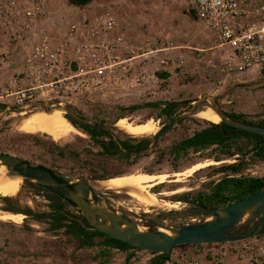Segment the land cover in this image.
Here are the masks:
<instances>
[{
    "label": "rangeland",
    "instance_id": "obj_1",
    "mask_svg": "<svg viewBox=\"0 0 264 264\" xmlns=\"http://www.w3.org/2000/svg\"><path fill=\"white\" fill-rule=\"evenodd\" d=\"M37 1L43 8V15L39 16L32 29L42 19H48L50 16L56 18L44 23L41 27L42 35L51 33L62 39L72 23L95 20L109 13L118 23L115 32L123 34L130 49L134 50L132 55L136 58L130 64L136 67L137 75L140 76L141 71L146 75L139 83L130 80L122 85L113 84L95 89L79 98L57 99L69 103V111H78L87 120L104 122L105 126L112 128L114 135L134 137L118 127L117 123L122 118L133 123L154 120L159 124V128L167 121V115L161 112L162 106L132 109L134 105L175 101L179 104L178 109L182 111L188 108L189 102L204 95L216 96L227 112L244 113L249 116L248 119L256 121L264 118L263 67H253L243 73L223 71L221 64L232 55V51L228 46L222 47L217 33L191 12L189 0H93L86 6L72 5L69 0ZM9 7L12 10L19 9L15 18L8 14ZM31 7V0H0V94L8 88L18 89L21 83H13L14 77L21 74L27 55L42 36L36 40L28 39V44L25 42L26 46L23 47L26 49L25 53L22 47L14 48L16 43L26 41L27 36L31 34L23 30L26 19L24 11ZM11 28L21 34V37L14 39V30ZM152 50L154 51L151 52ZM163 58L175 61L170 63L167 77L158 75V72L164 70L160 63ZM178 58H182L185 64L179 66ZM13 98L0 97V103L6 105L0 108V152L51 165L91 182L94 181L95 174L102 172L169 173L171 177L167 181L152 188L156 193H167L160 195L164 202L159 206L146 208L125 191L101 190L113 206L144 220L146 224L181 225L203 220L206 215L201 212L183 213V210L193 208L196 204L176 200L175 196L186 192L196 194L202 190L209 191L207 184L221 177L214 168L237 162L240 158L238 155L225 156L219 161L217 156L220 149L211 147L201 153L190 150L176 170L168 167L167 162L159 170H155L152 158L157 151H168L172 144L191 136L195 130L208 126L209 123H216L203 119L197 115L198 112H194L178 121L161 139L155 150L140 157L138 164L136 159L128 161L133 165L114 171L121 166L103 155L102 148L94 144L88 134L83 137L71 133L62 142H57L44 132L31 133L20 130L18 126L24 116L17 114L14 107L19 106L14 103ZM39 100L50 99H43V95H40L23 110H28ZM207 107L208 104L201 105L199 110ZM59 109H63L65 116L69 114L64 108ZM38 110L43 109L32 111ZM11 114L15 116L11 117ZM75 127L86 134L79 127ZM60 148L64 149L63 155L59 152ZM72 151H76L78 156L70 154ZM208 160L211 162L208 166L193 172L189 170L195 164ZM177 172H184L183 175L186 176H182V179L185 183L175 182L177 178L173 175ZM245 174L263 176L264 160L251 162ZM182 186L184 189L179 190ZM13 197L17 206L22 209L31 208L36 214L52 212L50 201L43 195V191L28 182L23 181L21 190ZM4 206H7V203L0 200L1 211H4L1 209ZM66 210L77 214L70 207H66ZM10 213L18 214L11 211ZM51 222L49 217L36 220L26 214L19 221L0 219V261L3 264H100V259L95 257L100 247L77 249V240L65 233L64 229L53 230ZM256 237L224 244H228V251L232 252L235 245L241 247L245 241L253 242ZM204 245L209 249L219 246ZM112 252V258L107 264H149L154 255L140 249H112ZM130 253L133 256L127 262ZM249 263L256 264L252 259Z\"/></svg>",
    "mask_w": 264,
    "mask_h": 264
},
{
    "label": "built area",
    "instance_id": "obj_2",
    "mask_svg": "<svg viewBox=\"0 0 264 264\" xmlns=\"http://www.w3.org/2000/svg\"><path fill=\"white\" fill-rule=\"evenodd\" d=\"M31 2L32 7L24 11L26 32L43 15L41 4L37 0ZM189 5L217 33L220 45L231 49L232 55L221 64L223 71L243 73L264 66V0H189ZM7 11L15 18L19 9L9 7ZM117 26L115 17L106 13L95 20L72 23L62 39L51 33L43 34L27 55L21 74L14 77L13 83H21L18 89L8 88L0 97L13 96L14 103L22 107L40 95L56 101L63 97L79 98L95 89L130 80L139 83L146 75L143 71L137 75L136 67L130 64L136 58L132 55L134 50L123 34L115 32ZM12 37L16 39L21 34L14 30ZM178 61L179 66L185 64L182 58ZM171 62L175 61L160 60L165 71H169ZM252 243L235 245L233 251L251 253L254 263L264 264V242ZM216 244L219 246L206 252L213 264H220L230 253L229 246ZM186 263L199 264V260L187 259Z\"/></svg>",
    "mask_w": 264,
    "mask_h": 264
},
{
    "label": "water",
    "instance_id": "obj_3",
    "mask_svg": "<svg viewBox=\"0 0 264 264\" xmlns=\"http://www.w3.org/2000/svg\"><path fill=\"white\" fill-rule=\"evenodd\" d=\"M206 104L221 117V121L264 136L263 126L234 119L224 110L216 96L204 95L189 102L190 107L173 116L174 109L168 121L152 135V141L147 146L138 151H130L118 141L120 149L131 155L151 151L158 139L181 117L198 112L199 107ZM67 105V102L59 101L52 109L62 107L69 112ZM2 170L7 176L21 177L24 182L40 188L43 193L60 198L65 208L70 207L77 212L79 216L76 219L88 230L105 233L152 254L170 252L176 246L185 244L243 241L264 232V188L256 194L220 207L209 208L196 204L193 208L183 210L186 214L201 212L206 215L198 222L181 225L146 224L144 220L113 206L94 182L60 168L0 152V172Z\"/></svg>",
    "mask_w": 264,
    "mask_h": 264
},
{
    "label": "trees",
    "instance_id": "obj_4",
    "mask_svg": "<svg viewBox=\"0 0 264 264\" xmlns=\"http://www.w3.org/2000/svg\"><path fill=\"white\" fill-rule=\"evenodd\" d=\"M92 1L93 0H69V2L75 6H86ZM191 12L195 14L194 10H191ZM158 75L161 77H167L169 76V73L163 70L158 72ZM177 105L178 102L175 101L148 102L143 105H134L132 106V109L150 106L159 108L162 106L161 112L168 116L173 112ZM5 106V104L0 103V108ZM228 114L234 119L264 127V118L256 121L248 119L249 116L244 113L231 111L228 112ZM66 117L75 126L82 127L88 133L92 134L95 140L104 133L98 129L95 130V128L91 129L90 125H78L69 115ZM131 140H133L134 143H130L129 148L135 150L136 148L142 147L148 143L147 138L144 137H133ZM214 144H216L218 149H220V154L217 156V160L220 161L224 159L225 156L233 157L236 155L240 156L239 160L237 162L226 163L214 168L215 172L221 174V177L219 180L207 184L210 188L209 191L202 190L196 194L186 192L175 196L176 200L193 204H201L209 208H216L231 203L235 200L256 194L264 188V175L254 176L245 174V171L251 162L264 160V136L261 134L246 132L239 128H235L224 121L219 123H209L208 126H204L203 128L195 130L193 135L183 139L172 149V151L181 152L183 150L185 153H188L189 150H205ZM113 146H116L114 142H112L111 145L103 144L102 152L104 154L120 152L118 147L111 149ZM59 152L61 155H63L64 149L60 148ZM70 154L78 156L76 151H72ZM124 155L129 157L128 154L124 153ZM117 175H121L120 172L100 173L95 174L94 177L106 179ZM33 187L38 188L34 185ZM43 195L50 201L49 205L52 208V212L36 214L31 208L22 209L17 206L18 204L15 203L16 200L13 196H0V200L7 203V206L2 207L1 209L14 213H24L26 215L33 216L36 220H42L46 217L51 218L52 222L50 224L52 229H64L65 233L77 240V249L100 247L95 256L96 258L100 259V264H107L109 262L113 255L112 249H119L122 251L138 249L105 233L88 230L84 224L76 219L79 216L78 214H71L66 210L64 203L60 198L46 192L43 193ZM263 234L264 232L258 236ZM195 245L203 246L204 244ZM172 251L166 253L153 252L154 255L150 259L149 264H166L172 258ZM132 256L133 254L130 253L127 256L126 261L129 262ZM0 264L3 263L0 261Z\"/></svg>",
    "mask_w": 264,
    "mask_h": 264
},
{
    "label": "bare ground",
    "instance_id": "obj_5",
    "mask_svg": "<svg viewBox=\"0 0 264 264\" xmlns=\"http://www.w3.org/2000/svg\"><path fill=\"white\" fill-rule=\"evenodd\" d=\"M27 112L22 113L24 119L20 122V125L18 126V128L22 131L31 133L44 132L50 135L57 142H62L67 138V136H70L71 133L78 132L76 127H74V125L64 115L63 109L61 110L57 108L48 111L38 110L31 111V113ZM197 115L203 119H207L216 123L221 122V117L210 107L199 110ZM117 125L121 129L125 130L128 134H131L136 137L150 136L159 130V124L156 123V121L154 120L133 123L128 121L126 118H122L119 120ZM210 163L211 162L209 160L201 163L199 162L189 170L193 172L199 168L208 166ZM183 174L184 172L174 173L173 177L177 178L175 182H184L182 176L186 175ZM170 177L171 175L169 173L152 174L145 172H132L112 176L106 179H99L94 183L96 188L102 190V192L103 189L115 190L118 192L125 191L134 198H136L138 202H140L146 208H149L156 205L159 206V204H162V202H164L163 199L160 198V195L167 193H156L152 190V188H155L157 184H161L167 181ZM22 182L23 180L21 177L19 178L7 176L2 170V172H0V195L15 196L21 190ZM182 189H184V187L179 188V190ZM168 202H170V200ZM23 215L19 213L12 214L10 212L8 213L0 210V219L2 220L19 221L23 217Z\"/></svg>",
    "mask_w": 264,
    "mask_h": 264
},
{
    "label": "flooded vegetation",
    "instance_id": "obj_6",
    "mask_svg": "<svg viewBox=\"0 0 264 264\" xmlns=\"http://www.w3.org/2000/svg\"><path fill=\"white\" fill-rule=\"evenodd\" d=\"M59 101H62V100H56V101H44V100H39V101H36V102H34V104L28 109V110H23V109H26L27 107L26 106H22V107H14L15 109H16V111H17V114H19V115H22V113H26L27 111V113H30L33 109H39V108H41V109H43V110H51V108L52 107H54V103H56V102H59ZM187 107H190V105H188ZM67 108H71V105L68 103V105H67ZM179 108V104L176 106V110H175V112L173 113V116L174 115H176L178 112H180L181 110H179L178 109ZM71 110V109H70ZM12 115H14V114H11V117H12ZM72 119H74V121L78 124V125H84V126H86V125H90V127H91V129H94L95 128V130H100L101 132H104L103 134H101V136H99L96 140L94 139V136L92 135V134H90V133H88L84 128H82V127H79L83 132H85L86 134H83L82 132H80L77 128V130H78V132H76L75 134H79V135H81V136H83V137H86V135L88 134L89 135V138H90V140L94 143V144H96V145H99L101 148H102V151H103V144L104 145H111V143L112 142H114L115 144H116V146H113V147H111V149H114V148H116V147H118L119 148V151L120 152H117V153H112V154H109V153H105V154H103V155H105V156H108V157H110L111 159H113L114 161H116L118 164H119V166H121V167H119L118 169H114V171H117V170H119V169H121V168H123V169H125V168H127L128 166H132L133 165V163L132 164H129V162L128 161H134L135 159H136V164H138V162L137 161H139V159H140V157L142 156V155H145L146 153H148V152H151V151H153V150H155L158 146H159V143H160V141H161V139L165 136V134L167 133H165V134H163L159 139H158V141H157V143L154 145V147H153V149L151 150V151H148V152H146V153H143V154H138V155H131V154H129V153H127V152H125V151H122L121 149H120V146H119V142L118 141H120L121 142V144L123 145V147L124 148H126V150H130V151H138V150H140V149H142L143 147H145V146H147L148 144H150V142L152 141V135H150V136H142V137H140V138H147V140H148V143H146L144 146H142V147H138V148H136V150L135 149H131V148H129V146H130V143H134V141L133 140H131V138H133V137H130V136H127V135H125V136H121V135H114V133L112 132V128H110V127H108V126H105L104 125V122H97V121H93V120H87L83 115H81V113H79L78 111H75V113L74 112H71V111H69V114H68ZM169 117H170V114L167 116V121H168V119H169ZM183 117H181L178 121H180L181 119H182ZM68 119V118H67ZM69 120V119H68ZM70 121V120H69ZM167 121H165L164 123H163V125L167 122ZM177 121V122H178ZM176 122V123H177ZM72 123V122H71ZM73 124V123H72ZM74 125V124H73ZM162 125V126H163ZM162 126H160V128L162 127ZM74 127H75V125H74ZM159 128V129H160ZM203 128V127H202ZM194 134V133H193ZM192 134V135H193ZM187 138V137H186ZM183 139H185V138H183ZM183 139H180L178 142H175L174 144H172L169 148H168V151H165V150H159V151H157V153L153 156V158H152V164H154V168H155V170H159L160 169V167H162L163 165H164V163H166L167 162V164H168V167H170V168H172V169H174V170H176V168H179V166H180V163H182L183 161H184V156H186V153H185V151H181V152H179V151H172V149L176 146V145H178ZM101 142H103V143H101ZM211 147H213V148H215V147H218L216 144H214V145H212ZM211 147H209V148H207V150H209ZM60 150V149H59ZM190 151V150H189ZM191 151H193L194 153H201L202 151H203V149L202 150H191ZM124 153L125 154H128L129 155V157H126L125 155H124ZM168 158H170L171 160H169ZM109 171H111V170H109ZM104 172H102L101 174H103ZM99 179H102V178H96V177H94V181L93 182H95V181H98ZM180 183V182H179ZM181 186V185H180ZM161 193H164V192H161Z\"/></svg>",
    "mask_w": 264,
    "mask_h": 264
},
{
    "label": "crops",
    "instance_id": "obj_7",
    "mask_svg": "<svg viewBox=\"0 0 264 264\" xmlns=\"http://www.w3.org/2000/svg\"><path fill=\"white\" fill-rule=\"evenodd\" d=\"M56 19L55 17H49L48 19H42L40 22H38L34 28L32 29V31H30L29 33H31L29 36H27V40L26 41H20L21 43H16L15 44V49H17V47H23L26 46L25 42L28 44V39H34L36 40L41 34V27L44 25V23L48 21H51ZM9 31V30H8ZM28 33V34H29ZM14 38V37H13ZM33 42V41H32ZM34 43V42H33ZM21 49V50H22ZM24 53L26 51V49L24 50ZM136 137V136H134ZM253 242L256 243H260V242H264V234L261 236H257L254 240H252ZM208 248L203 245V246H197L195 244H185L182 246H177L176 248L173 249L172 251V258L170 260L171 264H186V260H192V259H198L199 260V264H213L212 260H211V256L207 255V250ZM186 253V254H183ZM188 256L187 259L184 260L183 256ZM246 256L248 258H246ZM251 253H241V252H237V251H232L230 252V254L228 255V257H226L224 259V261L221 264H251L249 262H251ZM191 262V261H190Z\"/></svg>",
    "mask_w": 264,
    "mask_h": 264
}]
</instances>
